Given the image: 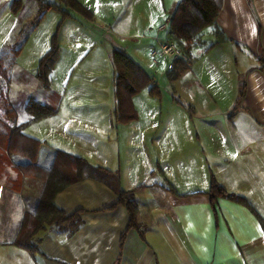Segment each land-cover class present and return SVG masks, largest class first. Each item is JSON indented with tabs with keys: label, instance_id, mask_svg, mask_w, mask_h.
I'll return each instance as SVG.
<instances>
[{
	"label": "crops",
	"instance_id": "crops-1",
	"mask_svg": "<svg viewBox=\"0 0 264 264\" xmlns=\"http://www.w3.org/2000/svg\"><path fill=\"white\" fill-rule=\"evenodd\" d=\"M217 24L220 40L210 47H223V57L231 53L241 73L230 104L203 117L207 125L198 126L192 138L183 133L185 111L179 123L172 118L155 135L127 128L131 123L116 124L114 111L109 124L86 111L69 113L64 102L54 105L55 115L38 121L28 114L21 122L18 116L19 124H26L24 133L42 143L40 167L50 169L63 152L114 172L121 190L135 191L138 212L131 228L114 190L94 179L74 184L54 203L66 216L79 213L82 226L74 234L46 226L32 256L16 241L40 191L12 184L18 179L16 165L27 158L10 156L13 180L0 176V264H264V0H223ZM208 33L216 35L213 29ZM205 49L193 51L192 65ZM192 65L173 83L193 95L205 94ZM149 143L156 146L154 166ZM212 176L246 204L213 200ZM30 185L25 181V188Z\"/></svg>",
	"mask_w": 264,
	"mask_h": 264
},
{
	"label": "rangeland",
	"instance_id": "rangeland-1",
	"mask_svg": "<svg viewBox=\"0 0 264 264\" xmlns=\"http://www.w3.org/2000/svg\"><path fill=\"white\" fill-rule=\"evenodd\" d=\"M54 1L44 0L45 3ZM77 1L92 13V18L70 8L66 9L70 15L63 20L60 11H42L35 0H19V11L15 14L12 12L15 0H0V59L10 75V99L19 121L29 116L27 105L37 101L49 106L60 102V107L64 102L62 107H68L69 113L86 111L100 115V124L111 123L116 104L112 64L114 50H123L137 64L141 60L142 65H139L149 78L145 87L132 99L138 117L127 128L133 127V131L146 128L148 133L155 135L172 118V123H179L177 119L185 111L183 115H188L189 120L183 133L192 138L193 133H199L198 126L207 125V118L205 123L203 117L213 111L220 112L230 104L241 68L236 67L231 53L223 57V47H210L220 40L208 33L210 28L202 37L204 47L200 49L206 48L205 52L191 67L206 93L198 90L199 94L193 95V91L189 93L181 84H175L167 77L172 61L161 56V42L167 41L168 19L175 4L181 0ZM53 38L58 46V60L50 74L51 89L46 91L37 78V69L39 60L50 51ZM154 52L158 57L153 56ZM154 86L159 93L157 95L151 93ZM221 94L227 99H219ZM178 101L181 107L177 106ZM177 110V115H174ZM77 120L79 123L80 116ZM79 126L85 127L83 121ZM77 132L84 136L87 134L80 130ZM155 154L156 146L149 143V163L153 166ZM0 157V176L10 182L13 172L6 150L0 153ZM16 182L18 185L21 181ZM25 190L34 188L31 185Z\"/></svg>",
	"mask_w": 264,
	"mask_h": 264
},
{
	"label": "trees",
	"instance_id": "trees-1",
	"mask_svg": "<svg viewBox=\"0 0 264 264\" xmlns=\"http://www.w3.org/2000/svg\"><path fill=\"white\" fill-rule=\"evenodd\" d=\"M41 5V10H57L63 15V20L70 14L66 9H72L88 18L92 13L83 7L77 0H55L45 3L44 0H35ZM19 0L12 5V12L18 14ZM223 0H181L175 7L168 20L166 32L167 41L173 42L181 51L182 59L172 62L168 71L171 82L179 80L189 69L194 61L193 51L203 48V33L206 29H213L216 36L220 35L217 24L219 12ZM18 53L19 51H15ZM58 60V46L53 38L50 51L44 55L38 64L37 78L42 88L49 91L51 88L50 74ZM115 87V122L127 124L137 120V112L132 99L138 94L149 81L147 73L134 59L123 50H114L112 55ZM11 80L3 61L0 59V153L6 150L7 155L27 158L23 164L16 165L18 182L12 184L23 191H40L36 197V203L25 215L21 232L16 244L36 256L39 252L37 235L46 226H59L70 234H74L83 224L79 213L66 216L55 205V196L68 187L87 179H94L104 183L119 196V204L126 207L129 213L130 226H136L138 207L135 201V191L125 192L120 189L118 174L109 170L93 167L85 159L57 152L55 162L50 169L40 167L36 163L38 151L42 143L28 137L25 133L26 124H19L18 113L10 99ZM153 95L159 94L154 86L151 90ZM178 103L181 104L180 101ZM188 108V107H187ZM58 108L31 101L26 112L33 121L53 116ZM2 161V157H0ZM2 165L0 162V173ZM25 181L30 183L34 190H25ZM40 185L36 188L37 185ZM30 185V186H31ZM209 194L214 199L218 197L246 204L245 201L234 194L228 193L212 176ZM125 236L123 235L122 241Z\"/></svg>",
	"mask_w": 264,
	"mask_h": 264
},
{
	"label": "built area",
	"instance_id": "built-area-1",
	"mask_svg": "<svg viewBox=\"0 0 264 264\" xmlns=\"http://www.w3.org/2000/svg\"><path fill=\"white\" fill-rule=\"evenodd\" d=\"M161 56L170 59L172 62L182 59L180 50L175 46L173 42L162 41L161 42ZM154 57H158V53H153Z\"/></svg>",
	"mask_w": 264,
	"mask_h": 264
}]
</instances>
